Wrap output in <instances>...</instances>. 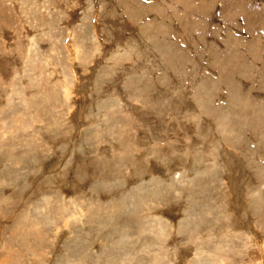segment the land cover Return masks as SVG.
<instances>
[{
	"label": "rangeland",
	"instance_id": "374dc122",
	"mask_svg": "<svg viewBox=\"0 0 264 264\" xmlns=\"http://www.w3.org/2000/svg\"><path fill=\"white\" fill-rule=\"evenodd\" d=\"M259 90L264 0H0V264H264Z\"/></svg>",
	"mask_w": 264,
	"mask_h": 264
},
{
	"label": "crops",
	"instance_id": "0c3cea01",
	"mask_svg": "<svg viewBox=\"0 0 264 264\" xmlns=\"http://www.w3.org/2000/svg\"><path fill=\"white\" fill-rule=\"evenodd\" d=\"M257 93H261L260 94V96L259 97H257V98H255V104H257L256 102H260L258 105H256V106H260V107H263V102H262V98H263V96H264V93L263 92H261L260 90L257 92ZM256 93V94H257ZM218 102V104H219V106H221L222 108H223V106H226V105H223V104H226L227 103V101H223V99L222 100H218L217 101ZM217 105V104H216ZM145 140H146V138L142 141L143 142V144H144V146H147V144L145 143ZM162 141H164V140H162ZM147 147H145V148H143V149H146ZM235 167H238V165L237 166H235ZM260 169V168H259ZM242 173H243V180H242V182H245V185H244V187H252V186H254V184H255V181H254V179L253 178H251L250 177V174H249V172L246 170V169H244V168H241V175H242ZM240 175V176H241ZM88 181V180H87ZM249 181V182H248Z\"/></svg>",
	"mask_w": 264,
	"mask_h": 264
}]
</instances>
